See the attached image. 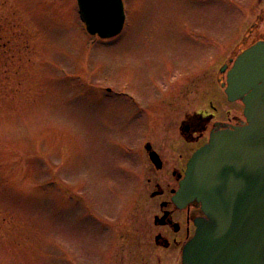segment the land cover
Masks as SVG:
<instances>
[{
  "label": "rangeland",
  "instance_id": "obj_1",
  "mask_svg": "<svg viewBox=\"0 0 264 264\" xmlns=\"http://www.w3.org/2000/svg\"><path fill=\"white\" fill-rule=\"evenodd\" d=\"M123 1L124 30L102 40L76 0H0V264L173 258L135 192L138 140L153 125L168 153L186 115L235 114L219 83L252 0Z\"/></svg>",
  "mask_w": 264,
  "mask_h": 264
},
{
  "label": "water",
  "instance_id": "obj_2",
  "mask_svg": "<svg viewBox=\"0 0 264 264\" xmlns=\"http://www.w3.org/2000/svg\"><path fill=\"white\" fill-rule=\"evenodd\" d=\"M77 2L89 34L121 32L122 0ZM225 91L243 101L247 124L212 132L188 162L177 200H196L207 218L185 245L183 264H264V43L238 56Z\"/></svg>",
  "mask_w": 264,
  "mask_h": 264
},
{
  "label": "flooded vegetation",
  "instance_id": "obj_3",
  "mask_svg": "<svg viewBox=\"0 0 264 264\" xmlns=\"http://www.w3.org/2000/svg\"><path fill=\"white\" fill-rule=\"evenodd\" d=\"M255 1V6L254 0L248 6L243 22L248 21L243 23L244 28L242 27L240 32L233 36V62L242 51L257 43H264V0ZM252 15L254 17H251ZM218 73L222 74L220 70ZM225 81L226 73L219 86L224 93L226 104L237 105L235 114L227 106L225 116L223 117V114L220 113L217 116V107L210 102L209 110L203 109L186 115V119L181 122L178 129L180 142L177 143L175 150L172 149V146L169 147L168 153L164 149L165 144L156 142L154 137L158 129L156 130L153 125H148L147 130L138 140L141 146L139 153L142 171L135 192L138 195L143 193L145 201L151 204V209H154L152 215L153 226L156 228L154 243L160 248L170 249L173 258L168 264H182L183 248L195 233L196 221L205 217L200 204L196 201L180 204L174 200L180 182L185 176L189 159L199 147L209 140L212 132L231 129L233 125L243 124L245 121L240 117L241 114L244 115V104L241 100L233 102L228 100L224 92ZM107 91L110 90L107 89ZM180 98L185 105H189L191 102L189 96ZM135 105L137 106V103ZM233 118L239 122L233 124ZM156 126L158 127V125ZM167 137L170 139L174 136L168 134ZM151 153H155L156 164L150 158Z\"/></svg>",
  "mask_w": 264,
  "mask_h": 264
},
{
  "label": "bare ground",
  "instance_id": "obj_4",
  "mask_svg": "<svg viewBox=\"0 0 264 264\" xmlns=\"http://www.w3.org/2000/svg\"><path fill=\"white\" fill-rule=\"evenodd\" d=\"M103 40H106V38L105 39H103ZM233 61V60H232Z\"/></svg>",
  "mask_w": 264,
  "mask_h": 264
}]
</instances>
